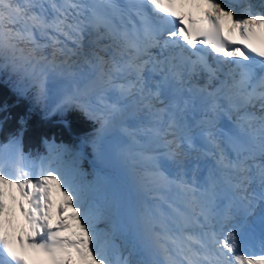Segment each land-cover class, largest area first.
Returning <instances> with one entry per match:
<instances>
[{
  "label": "snow or ice",
  "instance_id": "obj_1",
  "mask_svg": "<svg viewBox=\"0 0 264 264\" xmlns=\"http://www.w3.org/2000/svg\"><path fill=\"white\" fill-rule=\"evenodd\" d=\"M256 7L0 0V72L16 97L0 93V129L16 126L0 145V264H264V0ZM77 78L87 85L68 91ZM29 87L36 103L63 92L49 112L75 108L99 125L81 142L94 179L83 152L70 166L24 153L30 113L16 108ZM129 127L141 136L135 170H105L122 159L105 136Z\"/></svg>",
  "mask_w": 264,
  "mask_h": 264
},
{
  "label": "trees",
  "instance_id": "obj_2",
  "mask_svg": "<svg viewBox=\"0 0 264 264\" xmlns=\"http://www.w3.org/2000/svg\"><path fill=\"white\" fill-rule=\"evenodd\" d=\"M14 81L15 77L10 73L0 72V93H3L4 97L10 101L16 99L15 96L11 95ZM60 95V93H56L47 102L36 103L34 88L29 87L25 96L17 101V111L30 113L22 137L23 151L26 155L34 158L36 162H39L38 157L42 154L59 155L66 159L69 165L72 164L74 153L83 152L87 158L82 161L81 167L88 174L86 179L92 180L94 176L89 163L92 159V149L90 145L84 146L81 142L86 137H91L99 125L83 119L75 108L64 113L49 112L48 110L54 107ZM15 132V124L9 121L3 129H0V138L10 137ZM49 145H52L51 149ZM102 167L105 170H110L108 167Z\"/></svg>",
  "mask_w": 264,
  "mask_h": 264
},
{
  "label": "rangeland",
  "instance_id": "obj_3",
  "mask_svg": "<svg viewBox=\"0 0 264 264\" xmlns=\"http://www.w3.org/2000/svg\"><path fill=\"white\" fill-rule=\"evenodd\" d=\"M86 85L83 83V81H74L73 85H71L68 89V91H72L74 88H81L83 89ZM61 95L63 94V92H59ZM57 93V94H59ZM60 97V96H59ZM58 97V98H59ZM117 133V129L115 131L110 132L109 134H107L105 136V140L110 143L112 150L114 153H118L121 154L122 159L118 160V161H113L112 164L110 165H104L105 167H111L112 169L118 168V167H124L126 170L130 171L136 164H137V160L135 157V153L138 151L137 145H136V141L141 139L140 134L136 133L135 131H128L127 134H116ZM132 133V134H129ZM11 137V136H10ZM10 137L1 139L0 138V145H4L7 144L9 142ZM52 148V145H51ZM49 155L46 154H42L40 157H46ZM53 157H55L54 155H51ZM59 156V155H56ZM60 157V161L63 162V164L65 166H70L66 159H64L63 157ZM124 157H126V159H124ZM34 161V158H31ZM39 162H37L38 164ZM13 166V168H12ZM5 171H15V167H14V163L12 160H9L7 167L5 168ZM38 171V169H37ZM58 199L59 196H57ZM143 197H144V201H145V205L146 206H151V202L150 200L152 199V193L150 191L148 192H144L143 193ZM9 201H11V199H9ZM103 226V225H102ZM117 244H121L122 242V238L121 237H117L116 241ZM124 255H127V253L125 252Z\"/></svg>",
  "mask_w": 264,
  "mask_h": 264
},
{
  "label": "bare ground",
  "instance_id": "obj_4",
  "mask_svg": "<svg viewBox=\"0 0 264 264\" xmlns=\"http://www.w3.org/2000/svg\"><path fill=\"white\" fill-rule=\"evenodd\" d=\"M226 2H236V0H226ZM261 2H262V0H251V3L257 6V7H256V10H257V11L259 10V5L261 4ZM77 80H78V81H83V83H84L85 85H87V83H88V81H87L86 79H83V78H77L76 81H77ZM128 131H135V130H134L133 128L129 127V130H128ZM122 132H123V133H122ZM120 133H122V134H127V132H124V131H121L120 129H117V133H116V134H120ZM211 161H212V160H211ZM187 163H188V167H192V166H194V165L197 164V162L194 163V164H191L189 161H188ZM210 163H211V162H209L208 160H207V161H206V160H205V161L202 160V163H198V164H199V166L201 167V169H203V168L205 167L206 164H210ZM12 168H13V166H12ZM201 174H206V172H202ZM17 195H18V194H17ZM53 200H54V204H58V203H59V199H58L57 195H55V194H54V196H53ZM8 202H9L10 205L12 204V201H8ZM54 210H55V209H54ZM14 220H15V222H16L18 225H23V224H24V217H23V215L20 213L18 206L15 207ZM101 227H102V225H101Z\"/></svg>",
  "mask_w": 264,
  "mask_h": 264
}]
</instances>
